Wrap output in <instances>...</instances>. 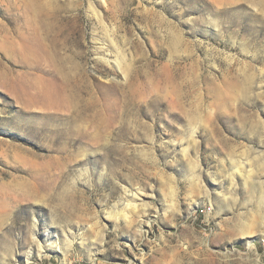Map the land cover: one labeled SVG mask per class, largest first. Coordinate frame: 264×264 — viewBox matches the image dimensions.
I'll return each mask as SVG.
<instances>
[{
  "label": "rangeland",
  "instance_id": "1",
  "mask_svg": "<svg viewBox=\"0 0 264 264\" xmlns=\"http://www.w3.org/2000/svg\"><path fill=\"white\" fill-rule=\"evenodd\" d=\"M31 4L62 19L77 111ZM263 9L0 0V264H264Z\"/></svg>",
  "mask_w": 264,
  "mask_h": 264
},
{
  "label": "bare ground",
  "instance_id": "2",
  "mask_svg": "<svg viewBox=\"0 0 264 264\" xmlns=\"http://www.w3.org/2000/svg\"><path fill=\"white\" fill-rule=\"evenodd\" d=\"M32 16L35 20L37 28V38L39 37L40 41L38 43L41 45V52L49 58L53 64L52 70L54 73L58 74L61 77V80L64 84V95L68 102V105L73 108L74 111H77L80 107L81 98L78 96L82 90L88 91V87L82 84V79L78 76H70L65 73L66 62L62 60L61 48L62 43L60 37L64 36L63 23L62 19L59 17L58 11L56 10L55 18L56 22L50 23L47 17H44L41 14V11L36 9L32 4ZM264 10V9H263ZM19 16L20 13H18ZM31 17V18H32ZM63 28V29H62ZM18 52V51H16ZM9 53V52H8ZM119 60H115L116 66L123 75L126 77L129 75L130 67L128 62L125 60L126 55L123 52H117ZM51 68V67H50ZM48 99H51L50 97ZM53 102H55L53 100ZM94 104V103H92ZM92 110L98 112L95 109V104L90 107ZM71 127V136H79V133L83 131L79 121H75ZM95 133V132H94ZM33 196H37L38 191L32 192ZM5 211V210H4ZM2 216V212L0 213Z\"/></svg>",
  "mask_w": 264,
  "mask_h": 264
}]
</instances>
